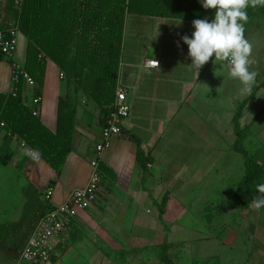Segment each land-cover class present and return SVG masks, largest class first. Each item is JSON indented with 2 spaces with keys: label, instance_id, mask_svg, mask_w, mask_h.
<instances>
[{
  "label": "crops",
  "instance_id": "obj_1",
  "mask_svg": "<svg viewBox=\"0 0 264 264\" xmlns=\"http://www.w3.org/2000/svg\"><path fill=\"white\" fill-rule=\"evenodd\" d=\"M13 22L9 0H0V29ZM192 22L126 15L118 86L128 92L131 115L100 156L110 172L104 174L101 200L80 212L61 264H163L165 246L173 264H264V208H244L235 197L246 165L234 150L235 101L244 102L258 88L238 121L249 131L244 147L256 149L264 163L257 152L264 149V47L258 44L264 15L245 25L255 60L251 70L258 73L250 91H242L226 62L214 57L198 71L190 66L181 37H191ZM28 44L20 32L16 52L0 59V94L11 93L15 66L25 71ZM149 60H158L159 67H149ZM61 73L48 59L43 86L25 84L23 90L28 107L42 96L39 117L52 131L60 99L69 92ZM105 117L97 103L78 93L72 151L60 172L41 157L25 155L24 140L0 122V229L8 225L0 264H32L20 259L22 249L12 239L34 231L50 186L54 206L86 187ZM104 189L115 207L101 205Z\"/></svg>",
  "mask_w": 264,
  "mask_h": 264
},
{
  "label": "trees",
  "instance_id": "obj_2",
  "mask_svg": "<svg viewBox=\"0 0 264 264\" xmlns=\"http://www.w3.org/2000/svg\"><path fill=\"white\" fill-rule=\"evenodd\" d=\"M9 5L14 22L0 31L18 27L28 37L25 71L41 87L47 60L51 59L69 81V92L65 99H60L58 127L52 131L39 116L33 114L35 107L24 104L25 84L21 77L16 95L0 94V122H5L10 135L15 134L33 149H39L41 158L58 172L72 151L78 93L82 91L103 109L105 122L112 110L118 89L127 14L188 20L207 18L209 21L214 18V10L204 9L200 0H21L20 5H16L15 0H9ZM247 12L250 22L264 15V7H249ZM5 56L0 52V59ZM257 90L255 88L244 102H236L234 117L238 137L234 150L244 156L246 165V174L237 187L235 197L244 208L249 207L257 195L256 185L264 183V163H260L244 147L249 131L241 129L238 121ZM100 169L103 182L106 179L104 174L110 172L102 163ZM54 208L51 202L44 200L38 221ZM7 228L8 225H3L0 229V247L6 246ZM31 233L14 237L13 247L23 249ZM168 242L166 239L164 245ZM162 257L164 264H173L166 246ZM55 261L56 258H53V263Z\"/></svg>",
  "mask_w": 264,
  "mask_h": 264
},
{
  "label": "built area",
  "instance_id": "obj_3",
  "mask_svg": "<svg viewBox=\"0 0 264 264\" xmlns=\"http://www.w3.org/2000/svg\"><path fill=\"white\" fill-rule=\"evenodd\" d=\"M20 2L21 0H15L16 5H20ZM19 33L18 27L0 31V52L2 54L8 57L13 56L17 50ZM153 61L155 60H149L146 64L149 67H155ZM60 76L66 79L63 73ZM21 77L24 84H36L35 80L26 71H21L15 66L13 73L14 87L11 91L13 95H16ZM33 101L35 106L33 114L39 116L42 96L37 95ZM111 107L112 110L103 127L102 142L96 147L97 157L91 161L92 171L86 187L74 189L63 204L55 206L54 209L40 218L26 245L20 252L22 261L32 264H53V258H56L55 264H59L58 260L62 256V250L67 247V242L80 212L89 209L101 200L102 172L100 169V156L110 146L113 137L122 133L124 122L131 115V103L125 88L118 86L116 98ZM1 125L5 126V122H2ZM23 146L26 149H33L25 141ZM53 194L54 188L50 186L45 193L44 200L52 202Z\"/></svg>",
  "mask_w": 264,
  "mask_h": 264
},
{
  "label": "clouds",
  "instance_id": "obj_4",
  "mask_svg": "<svg viewBox=\"0 0 264 264\" xmlns=\"http://www.w3.org/2000/svg\"><path fill=\"white\" fill-rule=\"evenodd\" d=\"M204 9L214 10V18L194 19V32L191 37H181L188 47L191 65L198 71L210 59L226 62L228 75L238 80L242 91H250L258 73L251 70L255 63L252 59L253 46L245 37V25L249 21L247 9L264 7V0H200ZM153 66L159 67L157 60ZM25 155L38 160L42 153L39 149H25ZM257 195L251 206L259 211L264 208V183L256 185Z\"/></svg>",
  "mask_w": 264,
  "mask_h": 264
},
{
  "label": "rangeland",
  "instance_id": "obj_5",
  "mask_svg": "<svg viewBox=\"0 0 264 264\" xmlns=\"http://www.w3.org/2000/svg\"><path fill=\"white\" fill-rule=\"evenodd\" d=\"M260 43V45H263V47H264V34H263V37H262V40H258V44ZM223 80V79H222ZM222 80H221V84L223 83L222 82ZM227 82H228V80H226ZM225 81V82H226ZM226 82V84H225V86L224 87H226V91L228 90L227 89V87H228V83ZM235 86H238V84H234ZM227 94V93H226ZM235 104H236V101H235ZM261 144V142H258V145H260ZM248 151L250 152V155H252V156H255V152H256V149H248ZM257 152H258V155L261 157V158H263L264 159V149L262 148V149H259V148H257ZM239 153V152H238ZM107 187H108V185H106ZM103 192H104V195L102 196V203H101V205L102 206H105V205H110L111 207H115V204H116V201L114 200V198L112 199L111 198V196L109 195V193L106 191V189H104L103 190ZM118 198H120L121 199V196H118ZM67 247H68V242H67ZM66 247V249H68ZM61 258L59 259V264H61ZM128 262V261H127ZM139 261H137V263H138ZM154 264H160V261L159 260H154V261H152ZM163 262V261H162ZM136 263V264H137ZM148 262L147 261H145V263L144 264H147ZM53 264H55V263H53ZM128 264H130V262H128ZM164 264V263H163Z\"/></svg>",
  "mask_w": 264,
  "mask_h": 264
}]
</instances>
